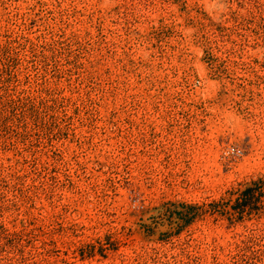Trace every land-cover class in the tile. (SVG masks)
<instances>
[{
  "label": "rangeland",
  "instance_id": "rangeland-1",
  "mask_svg": "<svg viewBox=\"0 0 264 264\" xmlns=\"http://www.w3.org/2000/svg\"><path fill=\"white\" fill-rule=\"evenodd\" d=\"M0 264H264V0H0Z\"/></svg>",
  "mask_w": 264,
  "mask_h": 264
},
{
  "label": "trees",
  "instance_id": "trees-1",
  "mask_svg": "<svg viewBox=\"0 0 264 264\" xmlns=\"http://www.w3.org/2000/svg\"><path fill=\"white\" fill-rule=\"evenodd\" d=\"M256 182H263V179H259L255 182H253L254 186H255ZM252 195H253V188L248 186V187H245L243 190H241L238 193L237 198H240L243 201H245V200L249 199L250 197H252ZM237 198H236V200H237ZM237 209L239 210L238 212H240L243 208H242V206L239 205V207Z\"/></svg>",
  "mask_w": 264,
  "mask_h": 264
}]
</instances>
